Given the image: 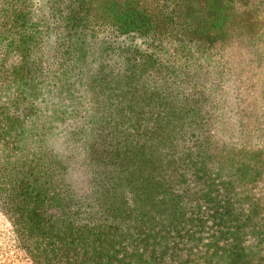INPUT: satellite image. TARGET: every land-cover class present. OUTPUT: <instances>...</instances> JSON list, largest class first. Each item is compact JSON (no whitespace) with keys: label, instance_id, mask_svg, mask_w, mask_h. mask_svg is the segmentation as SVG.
Here are the masks:
<instances>
[{"label":"trees","instance_id":"16d2710c","mask_svg":"<svg viewBox=\"0 0 264 264\" xmlns=\"http://www.w3.org/2000/svg\"><path fill=\"white\" fill-rule=\"evenodd\" d=\"M262 5L173 0L158 11L140 0H47L45 12L34 0H0V212L33 264H264V146L217 135L202 64L189 70L196 80L172 81L158 76L171 66L154 53L118 41L167 42L207 64L215 46L264 34ZM105 29L98 46L89 41ZM50 34L58 73L42 56ZM97 54L98 143L79 167L24 148L41 136L29 131L36 100L46 105ZM149 113L150 130H139Z\"/></svg>","mask_w":264,"mask_h":264},{"label":"rangeland","instance_id":"374dc122","mask_svg":"<svg viewBox=\"0 0 264 264\" xmlns=\"http://www.w3.org/2000/svg\"><path fill=\"white\" fill-rule=\"evenodd\" d=\"M34 1L38 2L47 12V0ZM140 1L158 11H160L161 5L168 6L173 2V0ZM177 1L182 5L188 2L202 3V0ZM258 1L264 4V0ZM262 7L264 8V5ZM261 20L264 21V10ZM100 31L97 30L96 36L89 38V41L95 40L96 43L93 44L97 46L99 39L108 34L109 29ZM118 41L135 45L143 52L154 53L162 63L171 66V68L159 72L158 76L167 75L172 81L175 79L196 80V78H190L189 70L193 68L192 64H202L204 69L199 72V75H204L203 79L212 85L211 88L214 92L208 101L215 105L213 113L216 120L213 129L217 135L237 144L264 146V34L252 40L236 42L233 46H215L209 60L205 58L207 64H203L204 58L198 51L193 52V57L184 55L167 42L150 45L143 38L133 35H122ZM187 47L190 45L187 44L185 49ZM42 56L50 68H53V70L50 69L52 72H60L57 69L58 60H54L53 57L54 34L46 37ZM18 62L17 53H10L6 58L9 67L15 66ZM81 66L80 70L74 68L75 71L64 76L66 84L58 83L62 88L45 96L49 99L46 105L40 104L44 96L36 100L37 106H41V111L35 125L31 126L29 131L41 134V136L39 138L36 135L33 140L23 142L24 148L36 146L37 149L46 151L45 158L50 156L49 153H52L51 155L57 156L58 159L62 161L65 159L67 163H74V165H78L77 167H79V162L83 159L86 149L92 144L90 142L95 139L98 143V115L100 113L98 110V54ZM178 74L180 75L178 76ZM151 76H153L152 73ZM133 78L137 81L141 80L140 82L146 79L151 83L152 77L138 73ZM120 90L122 91V89ZM116 93L120 94L119 91ZM130 98L131 96L128 99ZM129 109L127 113H129ZM102 121L104 122V120ZM142 123L139 130L145 128V131H149V127L153 123L150 113L146 115ZM176 127L177 129L180 127L179 123H176ZM131 131L133 133L138 130L133 128ZM119 138L122 140L123 135L121 134ZM76 171L77 169L74 170V172ZM77 173H73L69 178H77ZM0 264H33L19 247L9 219L1 212Z\"/></svg>","mask_w":264,"mask_h":264}]
</instances>
